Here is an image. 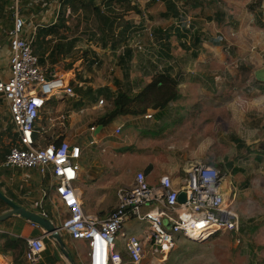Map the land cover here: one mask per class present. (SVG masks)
<instances>
[{
    "label": "crops",
    "instance_id": "crops-1",
    "mask_svg": "<svg viewBox=\"0 0 264 264\" xmlns=\"http://www.w3.org/2000/svg\"><path fill=\"white\" fill-rule=\"evenodd\" d=\"M62 1L0 0V44L4 42L3 45L6 46L8 57L10 51L7 32L12 27L13 14L17 11L27 21L25 28L27 34L36 28L33 51L40 63L63 74L56 65L59 64L60 59H63L64 56L68 57V54L73 53L76 49L74 38L77 37V33L72 35V42H67L68 39L65 40L64 37H61L63 42L59 43L56 39H52L55 35H61L59 32L62 28H66L64 27V17H68L71 13L88 11L89 14L95 12L96 18L103 20L105 26H96L98 27L96 29L100 36V43L96 42L95 45L92 42L88 43L86 47L89 49L90 56L86 54L81 62L87 67H93L92 64L94 65L96 57L100 59L105 54H113V66H110L114 73L105 79L103 76L95 75L93 80L87 83L83 82L77 76L81 75L83 69L77 68L80 62L78 59L74 63L73 61L70 62L73 64L68 72L64 71L66 73L73 72V86L87 88L84 90L85 92L88 89L109 88L113 93L121 90L135 95L140 92L144 85L150 83L158 72H167L178 81L180 98L171 103L166 110L161 113L148 110L146 115L142 117H120L110 126L102 128L99 132L95 131L94 134L89 131V128L93 126L97 130L94 122L87 127L86 124L90 116L97 118L104 113H100L103 108L96 109L97 100L92 106L81 109L78 113L70 112L67 115L64 112L67 115L64 128L56 117V115L63 113L58 107L61 99H53L51 103L48 102V109L53 108L56 112L55 122L49 129V131L54 130L56 133L53 143L65 141L72 146H78L82 149V156L86 150L93 147V162L92 165H88L87 171L82 169L78 161L80 169L76 187L81 193V186L85 185L89 188L96 200V205H99L100 200L96 196V190L106 189L104 190L105 195L110 190L114 193L121 187L129 186L137 172H143L147 182L150 181V183L148 182L150 185L156 184L162 175L173 177L175 184H177L183 176L184 169L180 175L178 172L179 163H185L192 157H194L192 159L194 161L205 162V160L196 159L195 157L198 155L195 153L177 156L168 150L157 148L156 146H160L157 139H161V142L164 140L169 142H218L215 137V133L218 131L216 121L218 113L221 114L223 111L230 114L229 121H231L235 132L233 142H259L264 139V107L261 106V109H258L262 111L263 120L260 124L253 125L249 119L251 108L248 99L241 101L242 107L241 110H238L237 107L232 106L233 97L228 96L226 92L227 84L231 80V70L238 64L236 57L233 58V43L238 44V37L244 34L264 35V0H260V4L253 9L250 6L257 0H99V7L94 4L96 0H91V2L88 0L89 5L82 6L76 12L71 6H67L63 10ZM33 4H36V7ZM3 18L7 20L4 29L1 26ZM185 20L191 21V30H185L182 27L183 24L181 25L179 22ZM53 26H56L53 35L44 39H36L39 29ZM145 26L152 32V38L147 44L151 50L152 55L150 56H143L144 54L136 52L132 43L133 37L137 34L141 35V30ZM179 35H185V38ZM196 39L199 42H196ZM123 47L124 49L121 51ZM243 50L252 53L249 48L243 47ZM262 50H264V45ZM237 51L236 53H239ZM260 62L264 63L263 60ZM7 66L3 62L0 64V79L2 80L8 78ZM103 73L104 71L101 72L102 75ZM85 77L82 76V79H86ZM88 78L90 77L88 76ZM259 85V89L264 94V83ZM75 95L73 100L79 101V96L76 93ZM260 99L259 103L264 101V97ZM211 113L214 115L215 123L210 130L205 128V131H214L215 133L213 132L211 138L208 136V141H204L207 140V137L203 134L200 135L201 130H192L191 127L197 120L202 122L201 115L204 118L206 114L210 115ZM78 114L88 118H84V116L80 118ZM147 116L151 117L147 118ZM126 121H130L126 127L129 126L132 131L128 140L121 138L122 129L119 134L115 133V129L122 128ZM171 137L174 138L173 141ZM4 138L8 139V142H2L1 140ZM12 138L14 137L11 135L7 110L4 102L0 100V192L29 211L39 212L41 208L47 212L48 220L57 227L59 221L57 223L54 221L55 224L51 220V218L57 220L58 217L54 214V209L56 211L58 208L55 195L48 190L47 186L41 185L38 173L35 170L24 172L2 168L1 164L10 148L12 142L9 141ZM93 138L96 144L90 146L89 142ZM116 142H130V145L132 142H143L145 145L152 146L155 151L152 152L151 150L149 154L138 158L133 155L128 157L112 154L111 157L109 155L103 157L102 150L117 149V153L124 151L120 148L123 145ZM2 145H5L4 150H2ZM101 162L113 164L108 176H98V169L102 168ZM94 170L95 172H93ZM43 190L47 195L45 200H42ZM110 204L113 205V210L117 204L116 199H113ZM85 210L87 211L86 208ZM112 210L107 212L96 211L95 215L105 217ZM8 211L7 205L0 201V216ZM128 224H131V227H128ZM128 224L125 226L126 234L140 233L138 231L139 224L135 222ZM43 232L42 228L33 227L31 223L18 216L0 222V264H27L23 258L25 241L41 236ZM6 238L24 242L20 256H18V252L21 245H18L16 250H10L4 246ZM44 242L45 250L37 264H66L56 245L49 241L46 236ZM64 242L77 264H88L86 253L83 262L78 258L79 255L76 250L78 246L84 245L86 248L84 242L71 239H65Z\"/></svg>",
    "mask_w": 264,
    "mask_h": 264
},
{
    "label": "built area",
    "instance_id": "built-area-1",
    "mask_svg": "<svg viewBox=\"0 0 264 264\" xmlns=\"http://www.w3.org/2000/svg\"><path fill=\"white\" fill-rule=\"evenodd\" d=\"M179 22L185 30L192 29L190 20ZM26 24L15 11L7 32L8 78L0 79V100L6 107L14 138L9 141L12 143L1 166L38 173L41 185L55 195L60 211L57 213L59 234L85 243L88 264H165L178 238L206 242L221 232H238L239 216L228 202L224 176L217 166L203 161H193L184 167L177 184L173 177L162 175L156 184L150 185L145 174L137 172L129 186L116 191V207L105 217L87 212L83 195L76 187L82 149L65 141L56 144L44 138L56 115L53 108L48 109V102L76 97L73 72L60 74L40 63L33 51L36 28L27 34ZM144 29L152 38V32ZM139 37V34L134 36L132 43L136 52L141 53L144 49L137 40ZM103 104L100 99L96 109H101ZM56 117L64 128L67 116L61 113ZM89 131L94 134L96 127H90ZM120 131L121 127L115 129L116 134ZM95 144L93 138L89 145ZM180 193L185 194L184 203L178 202ZM46 196L43 190L42 200ZM34 213L49 219L41 208ZM129 222L140 225L139 234H126L125 226ZM44 239L43 232L25 241L23 258L27 264L41 260ZM117 239L122 242L120 246L116 245Z\"/></svg>",
    "mask_w": 264,
    "mask_h": 264
},
{
    "label": "rangeland",
    "instance_id": "rangeland-1",
    "mask_svg": "<svg viewBox=\"0 0 264 264\" xmlns=\"http://www.w3.org/2000/svg\"><path fill=\"white\" fill-rule=\"evenodd\" d=\"M94 4L99 7V0H96ZM33 6L36 7V4H33ZM36 10L39 11L38 9ZM77 13L78 12L71 13L68 17H64V27L66 28H62L59 32L62 36L55 35L52 39H56L59 43L63 42L61 37H64L65 40L68 39L67 42H72V35H76L77 33V37L74 38L76 49L73 53L68 54V57L64 56L63 59H60L58 61L59 64L56 65L63 73L68 72L76 60L79 59L81 62L86 54L90 56L89 49L86 45L90 42H92L93 45H95L96 42L100 43V36L96 29L98 27L96 26H105L103 20L96 18L95 12L93 14H89L88 11H79V13ZM6 25L7 20L3 18L1 22L2 28L4 29ZM144 28L149 29L147 26ZM144 28L142 29L143 32L141 30V35L137 40L144 49L140 54H144L143 56H150L152 54L147 44L151 38L146 34ZM3 43L4 42H1L0 44V64L3 62L8 65L9 57L6 53V46H4ZM233 44V58L236 57L238 64L231 70V80L227 84L228 89L226 92L228 96L233 97L232 106L237 107L238 110H241V101L247 98L251 108V111H249L251 124H260L263 117H261L262 111L258 109H261V106L264 107V101L259 103L261 101L260 98H263L264 94H262V91L259 89V84H261V82L255 80L254 73L264 67V63L260 62L261 60L264 61V50H262L264 35L244 34L238 37V44ZM251 45L253 46L252 48ZM243 47L249 48L252 53L244 51ZM236 50H238L237 52L239 53H236ZM113 59V54H105L101 56L100 59L96 57L98 63L96 66L92 64L93 67H87L83 62H79L77 68L83 69L81 75L77 76L86 83L93 80L95 75L103 76V79L107 76L111 77L114 73L111 68V66H113ZM72 61L73 63L71 64L70 62ZM96 61H94V63ZM48 63L51 64L50 62ZM102 71H104L103 75L101 74ZM82 76H86V79H82ZM88 76L90 78H88ZM73 88L75 93L79 96V100L82 97V93L85 92L84 90L87 89L86 87V89H83L82 86L79 87L77 85L73 86ZM91 90L92 95L95 98L97 97L96 103H98L100 99L104 101L102 105L103 109L100 113L105 112L109 104L104 97L103 88ZM84 100V104L81 106L77 105L78 103L76 102L78 101L73 99H61L59 100L60 106L58 107H60L59 109L63 114L67 113L68 115L70 112L78 113L81 109H87V107L94 104V101L88 102L86 98ZM78 116L80 118H83V116L84 118H88L81 114H78ZM229 116L230 114H227V111H223L221 114L218 113L216 121L218 131L216 133L214 131H205V128L210 130L215 123V120H213V113L210 115L206 114L204 118L203 115H201L202 122L197 120L194 125L192 124V130L200 129V135L203 134L207 137V140L204 141H208V136L211 138L214 132L218 142H169L168 140L161 142V139H157V142L160 143V146H156L157 148L160 147L163 150H168L175 153L177 156L195 153L198 155V157H195L196 159H203L207 164L217 166L219 172L224 176L223 187L227 192L226 195L229 196L228 202L231 209L239 216L238 232H221L214 235L206 242H194L186 238H178L165 264H264V139L259 142H241L242 146L239 147L236 142L232 141L235 132L233 131L234 127L231 125V121H229ZM95 119L96 118L90 116L86 127L92 125ZM129 122L126 121L121 128L122 139H130L132 131L129 126L126 127ZM188 133H190V130H188ZM226 136L228 137L227 140ZM55 137L56 133L54 130H50L44 135L46 141H54ZM171 139L173 141L174 138L171 137ZM1 141L8 142V139L4 138ZM116 143L123 145L120 147L124 149L122 153H117V149H107L105 151L102 150V156L105 157L112 154L129 157L133 155L135 158H138L149 154L151 150L152 152L155 151L152 146L145 145L143 142H132V145H130V142ZM5 145H2V150L5 149ZM92 148L86 150L85 154L79 160L84 171L88 170V165H92L94 157L92 155ZM192 159H194V157H192ZM192 159L185 163H179L178 172L180 175L182 174V169L194 161ZM100 166L102 168L98 169L99 177L108 176L113 168V164L111 165L110 163L107 164L104 162H101ZM93 172H95V170ZM148 182L150 183L149 180ZM80 189L83 193V202L87 211L95 214L96 211L107 212L112 210L113 205L110 203L113 199H116V191L112 193V190H110V192L105 195L104 190L106 189L102 191L96 190V196L101 200H99V205H96V200L93 198L91 190L85 185L81 186ZM59 212V210L55 211L54 209V214L56 216ZM51 220L57 223L58 217L57 220L54 218H51ZM127 226L131 227V224ZM62 238L63 240H69L67 235H63ZM121 243L120 239L116 240L117 246H120ZM76 250L79 255L78 258L84 262L86 253L85 246H78Z\"/></svg>",
    "mask_w": 264,
    "mask_h": 264
},
{
    "label": "trees",
    "instance_id": "trees-1",
    "mask_svg": "<svg viewBox=\"0 0 264 264\" xmlns=\"http://www.w3.org/2000/svg\"><path fill=\"white\" fill-rule=\"evenodd\" d=\"M90 2L88 0H63L62 6L63 10H65L67 6H71L73 11L76 12L82 6L89 5ZM260 2V0L255 1L251 4L250 8L253 9L254 7H257ZM55 28L56 26L39 29L36 39H44L47 36L53 35ZM179 36L185 38V35ZM196 42H199V40L196 39ZM103 93L110 108L103 114L99 115L94 122V125L97 127L102 126L103 128L110 126L120 117H142L146 115L148 110L161 113L166 110L171 103L176 102L180 98L178 81L167 72L156 73L152 78V81L144 85L140 92L135 95H131L128 91L121 90H117L116 93H113L109 88H103ZM85 98L88 102H95L97 100V97L95 98L92 95V90L88 89L86 92L82 93L81 99L76 102L78 103L77 105L82 106ZM51 102L52 101H50V103ZM236 143L239 147L242 146L240 141H237ZM22 243H24L22 240L16 241L6 238L4 246L10 250H16L18 245H21V249L18 252V256H20L22 254Z\"/></svg>",
    "mask_w": 264,
    "mask_h": 264
},
{
    "label": "water",
    "instance_id": "water-1",
    "mask_svg": "<svg viewBox=\"0 0 264 264\" xmlns=\"http://www.w3.org/2000/svg\"><path fill=\"white\" fill-rule=\"evenodd\" d=\"M254 77L256 81L264 83V68L255 71ZM102 128H103L102 126H98L96 132H99ZM0 201L6 204L7 207L9 208V211L7 213L0 216V222H3L13 216H18L29 223L36 224L37 226L43 229L47 239L56 245L57 249L61 253V256L66 264H77L70 255V253L68 252L65 242L62 236L58 232V228L55 225H53L51 221H49L46 218H43L37 213H34L32 211L25 209L20 205H17L9 198L4 196L1 192H0ZM178 202L179 203L185 202L184 193L179 194ZM189 240L194 242H201L196 239H189Z\"/></svg>",
    "mask_w": 264,
    "mask_h": 264
}]
</instances>
